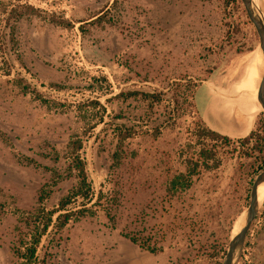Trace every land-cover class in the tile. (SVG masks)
<instances>
[{
  "label": "rangeland",
  "instance_id": "rangeland-1",
  "mask_svg": "<svg viewBox=\"0 0 264 264\" xmlns=\"http://www.w3.org/2000/svg\"><path fill=\"white\" fill-rule=\"evenodd\" d=\"M254 59L261 67L240 0H0V264H19L37 215L74 190L75 154L95 214L50 226L43 264H221L264 169L258 73L242 87ZM127 91L161 101L116 96ZM207 100L239 128L221 129L228 141L200 135ZM253 122L250 143L230 136ZM123 127L135 133L121 139ZM236 264H264V189Z\"/></svg>",
  "mask_w": 264,
  "mask_h": 264
},
{
  "label": "trees",
  "instance_id": "trees-1",
  "mask_svg": "<svg viewBox=\"0 0 264 264\" xmlns=\"http://www.w3.org/2000/svg\"><path fill=\"white\" fill-rule=\"evenodd\" d=\"M117 2V0H113V3L115 4ZM28 9H30L31 12H35L36 9L33 8V6H27ZM108 10H105L102 14L96 16L95 18H93L92 20L89 21V24H94V23H99L106 15ZM14 10H11V13H13ZM55 23H59V24H66L69 25L70 22H68L65 19H57V20H53ZM80 27L82 28V26L80 25ZM140 94L141 97L145 100H147L148 102L152 103H157L161 101V96L162 94L160 92L158 93H139L137 91H127V92H119L118 94H116L117 97H122L123 99H127L129 97H133ZM98 105L99 102H92ZM135 133L134 128L132 127H123V129H119V137L121 139H125L131 135H133ZM155 135L159 134V128L156 127L154 129L153 132ZM200 135L202 136H206L207 138H209L210 140H217V139H221L223 141H228V137L217 132L214 131L208 127L205 126V128L199 132ZM256 133V129H252L246 136H244L243 138L239 139L238 142L239 144H241L242 146L244 144H248L251 142L252 138L254 137ZM80 143L77 142V145L73 148L74 152H77L78 149L80 148ZM263 145L262 144H258L256 143L254 149L258 152H262L263 150ZM204 160L202 162L203 165H205L206 168L211 167L214 164H209L208 161L213 160L214 155L213 154H205L204 156ZM262 163L264 164V156H262ZM198 164V163H197ZM196 164V165H197ZM73 166L74 169L76 170V177H77V182H76V186L74 188L73 191H71L69 194H67L66 196H64L59 204L58 207L54 210H49V211H44L43 209L40 211V216L37 218H39L38 224L35 225L31 236H30V240L22 245L23 248L21 251H18V258L21 259V261L19 262V264H35L37 261L41 264L44 263V260H38L37 259V255H36V251H37V247L40 243L41 237L47 232L48 228L50 226L54 227L55 230H59L61 228H63L69 221L71 220H76L79 217L85 216V215H94L95 211L93 209V207L95 206V202H92L93 199V193L91 190V186L87 180V175H86V170H85V163L84 161L80 158V156L78 154L74 155L73 158ZM260 170H262V168H260ZM184 178V174H180L178 175L175 180L173 181L175 184L180 183V179ZM81 199V204L79 206V208H69V205L71 203H73L75 200L77 199ZM56 214V215H55ZM55 215V217H54ZM132 241H134L131 238Z\"/></svg>",
  "mask_w": 264,
  "mask_h": 264
},
{
  "label": "water",
  "instance_id": "water-1",
  "mask_svg": "<svg viewBox=\"0 0 264 264\" xmlns=\"http://www.w3.org/2000/svg\"><path fill=\"white\" fill-rule=\"evenodd\" d=\"M249 21L252 23L258 37V51L261 59L259 78L256 84V98L264 111V11L254 0H240ZM264 184V169L254 176L249 194V202L240 216L238 230L232 233L221 264H236L242 251L247 230L255 218L259 208L258 187ZM235 230V229H234ZM234 232V231H233Z\"/></svg>",
  "mask_w": 264,
  "mask_h": 264
},
{
  "label": "crops",
  "instance_id": "crops-1",
  "mask_svg": "<svg viewBox=\"0 0 264 264\" xmlns=\"http://www.w3.org/2000/svg\"><path fill=\"white\" fill-rule=\"evenodd\" d=\"M205 95H209V92H207V90H204ZM242 95V93L240 94V96ZM239 96V97H240ZM216 100V99H215ZM219 101V100H217ZM199 114L201 117V121H203L204 125L214 131H217L221 134H225L223 132H221V129H231L230 128H226L223 125V115L222 113L216 111L212 105V103L210 104L209 101L207 100V102H204L203 107H199ZM234 122H232L231 125H233ZM254 127V122L251 125V128L248 130L247 133L242 134V135H230L232 137H243L246 136ZM238 127L236 128H232L231 130L233 132H238ZM225 135H229V134H225Z\"/></svg>",
  "mask_w": 264,
  "mask_h": 264
},
{
  "label": "bare ground",
  "instance_id": "bare-ground-1",
  "mask_svg": "<svg viewBox=\"0 0 264 264\" xmlns=\"http://www.w3.org/2000/svg\"><path fill=\"white\" fill-rule=\"evenodd\" d=\"M254 1L256 2V0H254ZM257 2H258V0H257ZM258 72H259V63L257 62L256 59H254L253 62L250 64L249 69L247 71V74L244 78V82H243V86H242L243 89H248V88H250V86H252V83H251L252 75L255 73H258ZM258 78H259V73L257 74L256 80H255V85L253 86V90H254L253 91V102H254L255 106L257 107V109H259V107H260L259 103L257 102V98H256V91H257L256 90V84H257ZM263 189H264V184L259 185L258 191H257L259 199L261 197ZM237 230H238V228H236L233 233H236Z\"/></svg>",
  "mask_w": 264,
  "mask_h": 264
}]
</instances>
